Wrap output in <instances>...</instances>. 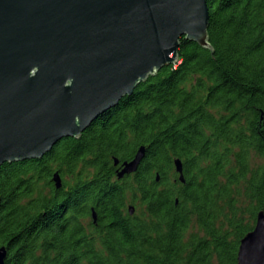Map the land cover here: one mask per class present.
<instances>
[{
    "label": "trees",
    "instance_id": "1",
    "mask_svg": "<svg viewBox=\"0 0 264 264\" xmlns=\"http://www.w3.org/2000/svg\"><path fill=\"white\" fill-rule=\"evenodd\" d=\"M207 4L210 47L181 37L175 63L79 138L2 164L4 264L237 263L264 210V0ZM141 146L136 170L118 179L114 158Z\"/></svg>",
    "mask_w": 264,
    "mask_h": 264
},
{
    "label": "water",
    "instance_id": "2",
    "mask_svg": "<svg viewBox=\"0 0 264 264\" xmlns=\"http://www.w3.org/2000/svg\"><path fill=\"white\" fill-rule=\"evenodd\" d=\"M208 26L207 0H0V169L79 138L175 63L181 37L210 47ZM144 151L121 163L114 158L118 179L136 170ZM173 163L184 182L181 159ZM52 180L62 187L58 171ZM6 254L0 246V264ZM236 264H264V210L241 238Z\"/></svg>",
    "mask_w": 264,
    "mask_h": 264
}]
</instances>
